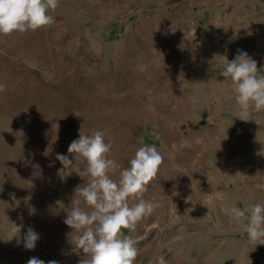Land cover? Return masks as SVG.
Here are the masks:
<instances>
[{
    "label": "rangeland",
    "instance_id": "obj_1",
    "mask_svg": "<svg viewBox=\"0 0 264 264\" xmlns=\"http://www.w3.org/2000/svg\"><path fill=\"white\" fill-rule=\"evenodd\" d=\"M50 14V25L0 34V264L84 255L72 251L66 212H53L57 201L70 209L88 179L83 161L64 170L56 156L72 158L80 129L103 130L122 167L142 144L163 155L142 193L158 206L131 232L135 264L158 254L264 264V241L250 242L226 212L264 202V110L236 117L221 75L238 49L264 65V0H59ZM131 63L125 77L107 74ZM17 226L21 238L28 227L39 234L34 249L11 238Z\"/></svg>",
    "mask_w": 264,
    "mask_h": 264
},
{
    "label": "clouds",
    "instance_id": "obj_2",
    "mask_svg": "<svg viewBox=\"0 0 264 264\" xmlns=\"http://www.w3.org/2000/svg\"><path fill=\"white\" fill-rule=\"evenodd\" d=\"M58 4L59 0H0V34L35 31L54 23L50 12ZM221 75L233 85L236 117L247 121L251 119V109L264 110V65L258 69L257 61L246 50L238 49L231 60L226 57ZM6 87L0 82V92ZM51 139L55 141L58 136L52 135ZM111 149L112 141L106 140L103 130L83 133L80 129L78 137L67 148L72 158L56 154L64 170L71 169L78 160L86 165L77 173L82 178L87 176V182L75 187L70 209L61 207L60 201H57L59 207L53 209L54 213L60 209L66 212L64 223L71 228V237L70 233L68 237L72 251L84 254L77 264H135L140 238L133 237L131 232L158 206L152 199H144L142 193L158 172L163 160L161 152L155 145L142 144L128 166L122 167L109 155ZM116 170H119L118 178H113L110 173ZM226 212L240 225L250 242L264 241V202L242 207L233 204ZM124 229H128L129 234H125ZM19 231L18 226L13 228L11 238L16 237L17 245L34 249L39 234L28 227L21 238ZM26 264L46 262L33 256ZM47 264H59V261L49 260ZM149 264L169 262L163 254H158Z\"/></svg>",
    "mask_w": 264,
    "mask_h": 264
},
{
    "label": "bare ground",
    "instance_id": "obj_3",
    "mask_svg": "<svg viewBox=\"0 0 264 264\" xmlns=\"http://www.w3.org/2000/svg\"><path fill=\"white\" fill-rule=\"evenodd\" d=\"M129 50V49H128ZM128 53H125V54H127V56H126V60H129L130 61V59L132 58V56H133V51L132 50H129V51H127ZM131 67H132V63L130 64V67H128V69L126 70V69H121L120 68V72H117V71H112V72H108L107 74L111 77V78H114V77H117V76H120V77H125L126 75H128V72L130 71V69H131ZM97 83V82H96ZM93 86H95V84L93 85ZM47 226V225H46ZM47 229H48V227H47ZM49 230V229H48ZM50 235V234H49Z\"/></svg>",
    "mask_w": 264,
    "mask_h": 264
}]
</instances>
